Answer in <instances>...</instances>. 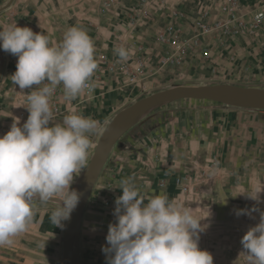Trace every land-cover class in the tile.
<instances>
[{"label": "crops", "instance_id": "crops-1", "mask_svg": "<svg viewBox=\"0 0 264 264\" xmlns=\"http://www.w3.org/2000/svg\"><path fill=\"white\" fill-rule=\"evenodd\" d=\"M137 3L0 0V30L16 23L34 33L51 34L56 44L68 28L76 26L94 41L98 68L90 81L94 85L91 91L68 102L59 86L52 96L60 109L55 123H62L73 111L98 122L95 132L89 134L93 145L89 167L75 177L72 189L90 171L100 138L117 114L140 99L179 85L264 89V25L254 33L215 32L187 54L181 66L160 67L166 47L155 35L173 21L174 9L182 14L175 23L184 36L194 33V22L205 11L210 21L226 19L229 14L223 10V0H167L165 7L153 5L146 16L136 20ZM237 4V13L247 18L262 8L260 0H237ZM118 37L124 44L137 39L143 47L139 55L145 65L133 81L119 67L124 61L115 51ZM16 63L17 57L0 49V137L19 119L32 90L13 84ZM179 176L187 178L188 193L177 187ZM126 178H132L145 203L164 194L177 205L190 207L199 218L207 216L209 209L211 216L201 221L208 227L200 233L199 248L211 253L213 264H247L240 241L264 215V190L258 200L239 193L264 189V110L195 99L155 103L140 110L108 151L80 218L72 264H107L102 247H107L108 225L116 222L115 200L122 194L120 181ZM56 206L55 202H34L27 231L16 236L11 246L0 247V264H62L65 221L63 227L51 222ZM242 209L248 214L237 215Z\"/></svg>", "mask_w": 264, "mask_h": 264}, {"label": "clouds", "instance_id": "clouds-1", "mask_svg": "<svg viewBox=\"0 0 264 264\" xmlns=\"http://www.w3.org/2000/svg\"><path fill=\"white\" fill-rule=\"evenodd\" d=\"M0 49L17 57L11 75L27 94L29 115L21 125L15 119L0 137V247L11 246L27 231L34 217V202H55L51 222L63 227L78 206L81 193L71 188L75 177L89 167V134L98 122L73 111L62 123L54 122L50 101L57 87L71 102L94 87L91 78L98 68L95 44L82 28H68L59 43L51 34L34 33L29 27L12 24L0 30ZM122 61L130 52L117 48ZM42 87H38L41 86ZM35 86V87H33ZM122 194L115 200V223L108 225L107 247H102L107 264H213V256L199 248L200 233L208 227L164 195L148 198L140 194L132 178L120 181ZM245 189L239 194L259 199ZM255 209H253L254 211ZM248 214L239 210L237 215ZM247 264H264V215L240 241Z\"/></svg>", "mask_w": 264, "mask_h": 264}, {"label": "built area", "instance_id": "built-area-1", "mask_svg": "<svg viewBox=\"0 0 264 264\" xmlns=\"http://www.w3.org/2000/svg\"><path fill=\"white\" fill-rule=\"evenodd\" d=\"M261 9L253 13L249 18L243 14H238L237 0H223V10L229 15L226 19L210 21L207 18V11L203 16L194 22L195 31L191 36H184L181 29L176 26L175 21L181 17V12L174 9L171 12L172 22L160 29L155 39L166 47L165 52L160 57V67L171 66L179 67L183 64L185 57L190 52L198 49L202 45L204 38L209 37L215 32H220L225 35H234L243 30L254 33L264 25V0H260ZM167 0H138L137 17L146 16L151 6L165 7ZM124 47L129 50V59L122 62L119 66L133 81L136 78V73L142 70L145 65V60L140 58L139 53L143 51V47L138 43L137 39H132L129 43L124 44L123 39L118 37L117 48ZM203 56L208 58V52L204 51ZM134 65V66H133ZM88 91V90H86ZM51 108L54 112V118L60 114V109L52 100L50 101ZM29 105L27 104V107ZM29 112L24 108L19 112L20 124L22 125L28 118ZM175 183L182 193H188L189 182L184 176H179L175 179Z\"/></svg>", "mask_w": 264, "mask_h": 264}, {"label": "water", "instance_id": "water-1", "mask_svg": "<svg viewBox=\"0 0 264 264\" xmlns=\"http://www.w3.org/2000/svg\"><path fill=\"white\" fill-rule=\"evenodd\" d=\"M180 99L211 100L236 105L250 101L264 107V89L228 84L179 85L142 98L118 113L101 136L92 158L91 169L84 175L76 189L82 195L78 206L71 213L70 220L65 221L62 264H72L73 249L83 209L116 135L146 106Z\"/></svg>", "mask_w": 264, "mask_h": 264}, {"label": "rangeland", "instance_id": "rangeland-1", "mask_svg": "<svg viewBox=\"0 0 264 264\" xmlns=\"http://www.w3.org/2000/svg\"><path fill=\"white\" fill-rule=\"evenodd\" d=\"M179 82V81H176ZM175 82V83H176ZM240 106H243L245 108H251V109H257V110H264V107L260 106L258 103L256 102H244L242 104H239Z\"/></svg>", "mask_w": 264, "mask_h": 264}]
</instances>
